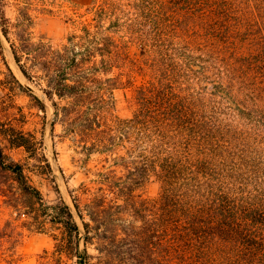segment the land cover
Here are the masks:
<instances>
[{"label": "trees", "instance_id": "obj_1", "mask_svg": "<svg viewBox=\"0 0 264 264\" xmlns=\"http://www.w3.org/2000/svg\"><path fill=\"white\" fill-rule=\"evenodd\" d=\"M31 29L24 9L13 22L0 11L1 35L50 103L52 128L83 165L103 163L68 190V205L12 98L38 112L43 102L4 61L0 203L29 231H57L55 264H264V0H103L60 45ZM122 87L133 88L129 118L114 113ZM151 180L158 193L144 198ZM15 230L7 222L0 245L12 247Z\"/></svg>", "mask_w": 264, "mask_h": 264}, {"label": "rangeland", "instance_id": "obj_2", "mask_svg": "<svg viewBox=\"0 0 264 264\" xmlns=\"http://www.w3.org/2000/svg\"><path fill=\"white\" fill-rule=\"evenodd\" d=\"M102 2L103 0H0V11L13 22L19 9H24L32 19L33 36L35 38L42 36L53 45H60L68 35L75 31L76 23L91 20L92 10ZM108 23V20H105L104 25L107 26ZM0 46V80L7 74L5 61L19 81L43 102L44 112H38L27 107L28 98L24 96L12 98L15 105L22 107L23 112L26 113L28 122L25 130L41 136L56 185L65 202L70 205L68 190L76 189L82 182L88 183L92 176L87 171L100 168L103 164H99L101 158L93 156L87 165H83V155L77 153L80 148H76L71 140L62 137V128L59 124H55L52 128L53 109L50 103L40 91L15 71L16 65L1 32ZM132 49L135 50L133 47ZM135 81V85H139L141 78L136 77ZM133 94L131 87H122L114 91L115 115L121 118L131 116L135 109ZM6 152L16 161L26 162V155L22 150L14 149ZM30 164H32L31 161H29V166ZM28 175L45 200L53 199V192L42 179L32 173ZM158 190V183L151 180L139 192L144 198H153ZM23 220H25L24 217H17V213L0 203V230L9 222L11 228H15V232L20 234L18 241L12 247L8 243L0 245V264H55L52 235L57 234V231L50 230L46 233L29 231L22 226ZM89 253L94 254V251L89 249ZM63 261L66 262L65 259Z\"/></svg>", "mask_w": 264, "mask_h": 264}, {"label": "bare ground", "instance_id": "obj_3", "mask_svg": "<svg viewBox=\"0 0 264 264\" xmlns=\"http://www.w3.org/2000/svg\"><path fill=\"white\" fill-rule=\"evenodd\" d=\"M15 71H16L17 73H19V75H21L20 72H19V70L17 69V67L15 68ZM21 76H22V75H21Z\"/></svg>", "mask_w": 264, "mask_h": 264}]
</instances>
